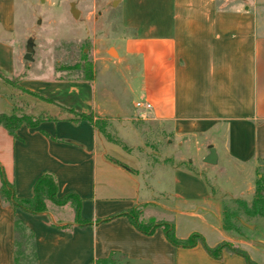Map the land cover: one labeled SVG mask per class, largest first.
Listing matches in <instances>:
<instances>
[{
    "label": "crops",
    "instance_id": "obj_1",
    "mask_svg": "<svg viewBox=\"0 0 264 264\" xmlns=\"http://www.w3.org/2000/svg\"><path fill=\"white\" fill-rule=\"evenodd\" d=\"M259 1L112 0L124 33L117 56L109 49L106 55L95 52L90 82L26 72L24 46L15 32L17 0H0V72L9 78L22 74L20 86L53 100L13 106L12 86L0 75V112L60 117L35 127L22 123L15 135L0 125V184L4 172L17 196L31 197L37 178L51 173L58 196L76 193L81 217L90 220L81 225L71 202L48 200L45 211L33 213L14 208L0 194V264H15L16 217L34 235L37 264H101L95 260L112 251L128 264H249L228 247L217 258L201 243L175 245L162 227L145 233L124 214L103 221L131 209L140 210L142 222L163 221L156 210L173 213L177 237L198 232L209 246L227 242L264 264V218L241 220L242 229L224 224L229 200L254 195L264 161ZM111 63L120 66L126 88L142 98L137 101L150 102V109L121 106L106 89L99 95L97 69L109 71ZM61 106L109 119V128L125 143L108 140L87 119L73 123ZM137 117L159 125L152 134L153 153L147 145L150 130L136 125ZM191 134L211 140L196 147L203 163L185 164L188 157L179 151L185 142L178 138ZM211 146L218 154L215 164L204 161ZM217 169L215 191L206 172ZM53 206L72 211L65 215Z\"/></svg>",
    "mask_w": 264,
    "mask_h": 264
},
{
    "label": "rangeland",
    "instance_id": "obj_2",
    "mask_svg": "<svg viewBox=\"0 0 264 264\" xmlns=\"http://www.w3.org/2000/svg\"><path fill=\"white\" fill-rule=\"evenodd\" d=\"M259 3H262L259 6V15L261 16L264 12V0H260ZM16 8L17 31L15 32L16 37L20 38L23 43L25 53L27 52L28 43L32 42L31 55L34 59L26 60L23 58L25 63L28 62L24 64L26 66L25 71H28V73L48 77L78 78L81 73L76 71V69H66L67 71H64L57 68V66L66 68V66L80 63L83 59L92 61L96 51H101L106 55V50L109 49V55L117 56L115 46L119 43L124 31L120 25L118 3L113 4L112 0H17ZM72 8L78 10L77 16H74ZM14 41L17 42V38ZM31 62H33V67L29 69V63ZM110 65L109 71H103L98 67L97 91L100 95L104 89L109 90L115 95L121 106L132 110L133 106H136L134 103L142 98L134 91L132 92L126 88L121 72L117 71L120 66L117 67L113 63ZM11 86L12 92L9 93V97L13 102V106H36V101L43 100L25 91L19 85V81L18 83L16 80L13 81ZM135 109L140 110V107H135ZM24 110L27 111L29 108ZM28 115L36 116L38 114ZM102 121H104L103 124L107 128L106 130L113 137L119 138L124 142L117 135L115 128H109V119H102ZM134 122L142 129L150 130L149 134H151V137L148 136L147 145H149V150L153 153L156 145L152 134L154 133L155 135V132H158L159 125H155L153 121H143L140 117L134 119ZM178 140L185 142L184 148L180 145L178 146L179 151H184L185 158L188 157V161H184L185 164L203 163L201 158L202 150H197L196 147L200 146L201 142L207 143L211 141L210 139L200 134H191L179 137ZM218 171L220 170L217 169L215 173L206 172V176L210 179L211 187L215 191H217V187L214 182V176H217ZM260 173L264 174V161L258 167L257 174ZM224 176L226 175L224 174ZM252 200L253 195H246L241 199L233 198L227 203L225 213L228 214L231 222L241 229L245 226L240 224L241 220L247 221L249 219L253 222L256 218H264V216L251 215L245 211L246 206ZM53 208L65 215L72 211L69 206H53ZM156 212H160L161 220H169L173 226V217H175L173 213L164 210H156ZM25 247L26 255L19 264H34L31 244H26Z\"/></svg>",
    "mask_w": 264,
    "mask_h": 264
},
{
    "label": "trees",
    "instance_id": "obj_3",
    "mask_svg": "<svg viewBox=\"0 0 264 264\" xmlns=\"http://www.w3.org/2000/svg\"><path fill=\"white\" fill-rule=\"evenodd\" d=\"M28 63V62H26ZM57 68L67 71L66 69H76L81 73V76L78 79L86 80L92 82L95 79V71L93 67V62L88 61L87 59H83L80 63L66 66V68ZM71 71V70H70ZM3 80L9 84L13 85V81H19V78L22 76L17 75L12 78H9L0 72ZM25 91L36 95L37 97L51 101L53 100L46 98L36 92L28 90L24 88ZM61 112L70 115V118L73 123L77 124L83 119L89 120L93 123L103 134L107 137L108 140L115 141L117 143H122L119 138L113 137L106 129V126L103 124V118H95L92 113H86L82 111H78L71 107L61 106ZM59 115H52L48 112H42L36 116L28 115V114H17V113H6L0 112V125H3L11 134L15 135L17 128L22 123H27L29 126L35 127L38 126L43 121H57L59 120ZM104 120V119H103ZM2 174V182L0 184V194L2 198L8 201L14 208H21L29 212L39 213L45 211L47 209L48 200L53 201L56 204L63 205L68 202H71L74 206L77 219L81 223V225H87L90 223V220L81 217V197H79L74 192H69L64 196H58V186L55 177L51 173H44L39 176L34 184V194L31 197H19L16 195L14 185L6 178L4 172ZM250 205V206H249ZM246 206L245 211L251 215H260L264 216V174H259L256 181V190L253 195V200L251 203ZM227 209H225L226 211ZM140 210L131 209L128 212H121L120 214H115L105 218L103 221L114 218L118 215L124 214L129 217V219L135 224V226L148 234H152L157 227H162L166 237L175 245H180L184 247H192L197 243H201L204 245L205 249L214 257H221L222 250L224 248H229L232 252H236L245 257L249 264H257L254 260L251 259L249 254L240 248L233 247L227 242H222L214 247L209 246L205 241L203 235L198 232H194L187 238H179L176 236L174 227L163 221H148L142 222L140 220ZM224 224L226 228H233L234 224L231 222L228 214L225 213L224 216ZM15 255L14 260L15 264H19L20 261L26 255V244H31L32 247V255L33 262L37 264L36 260V249L33 240V233L24 225V223L18 217L15 218ZM118 251H112L109 256L104 258H98L95 260L97 263L101 264H128L129 262H123L122 256Z\"/></svg>",
    "mask_w": 264,
    "mask_h": 264
},
{
    "label": "water",
    "instance_id": "obj_4",
    "mask_svg": "<svg viewBox=\"0 0 264 264\" xmlns=\"http://www.w3.org/2000/svg\"><path fill=\"white\" fill-rule=\"evenodd\" d=\"M116 3V2H114ZM72 12L74 14V16H77L78 14V10L75 8H72ZM32 42L28 43L27 46V52L25 53V59L26 60H33V56L31 55L32 52ZM218 160V154H217V150L215 147L211 146L209 149V153L205 156L204 161L208 164H215L217 163Z\"/></svg>",
    "mask_w": 264,
    "mask_h": 264
},
{
    "label": "built area",
    "instance_id": "obj_5",
    "mask_svg": "<svg viewBox=\"0 0 264 264\" xmlns=\"http://www.w3.org/2000/svg\"><path fill=\"white\" fill-rule=\"evenodd\" d=\"M136 106L140 108L150 109L152 107V104L146 101H137Z\"/></svg>",
    "mask_w": 264,
    "mask_h": 264
}]
</instances>
